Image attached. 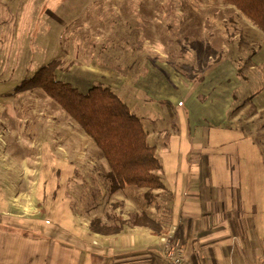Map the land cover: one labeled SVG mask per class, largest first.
<instances>
[{
    "label": "rangeland",
    "instance_id": "obj_1",
    "mask_svg": "<svg viewBox=\"0 0 264 264\" xmlns=\"http://www.w3.org/2000/svg\"><path fill=\"white\" fill-rule=\"evenodd\" d=\"M112 6L133 10L130 27L107 22ZM135 52L148 59H132ZM51 60L60 61L57 81L78 84L83 70L88 85L114 81L136 67L145 74L147 63L180 94L184 88L205 90L217 80H228L231 90L234 78L218 75V66L228 63L243 86L233 99L230 91V99L240 103L231 106V121L224 126L238 124L245 134L243 147L228 148L238 147L237 155L241 151L246 157L229 154L227 161L250 167L252 175L255 167V185L237 193L244 211L252 194L260 197L264 228V109L255 112L251 100L264 89V36L235 8L220 0H0V201L9 215L32 224H53L61 219L60 209L69 207L74 226L94 233L93 219L111 224L115 216L128 223L137 205L156 206L159 196L148 204L143 194L139 201L140 189L134 187L111 194L101 151L61 107L38 89L13 93ZM123 88L120 95L130 97L128 86ZM207 97L197 95L199 101ZM165 98L156 105L160 111L150 117L147 131L165 118Z\"/></svg>",
    "mask_w": 264,
    "mask_h": 264
},
{
    "label": "crops",
    "instance_id": "obj_2",
    "mask_svg": "<svg viewBox=\"0 0 264 264\" xmlns=\"http://www.w3.org/2000/svg\"><path fill=\"white\" fill-rule=\"evenodd\" d=\"M107 13V22L113 26L117 23L116 26L126 28L133 22V10L112 6ZM131 55H134L132 59H148L144 52ZM143 67L147 69L145 74L142 67H136L127 75L118 74L114 81L106 80L99 85L109 87L132 116L141 121L147 143L155 150L160 165L156 174L164 189L153 192L159 196L156 206L142 201L140 196L146 189L138 190V199L143 204L141 208L137 205L134 212L146 213L159 223L160 231L126 226L111 237L97 235L85 226L75 227L69 207L60 209L61 219L53 224L51 220L32 224L9 215L2 198L0 264H169L162 254L160 237L171 228L182 244L185 264H264L260 197L255 199L252 194V203L244 211L245 202L237 193L244 185L248 189L255 185L252 179L255 167L252 175L250 167L228 165L227 161L229 154L233 158L246 157L241 151L237 155L238 147L231 152L228 148L239 144L243 147L244 132L237 128L238 124L224 126L231 121V106L240 103L239 99L232 100L233 96L240 95L242 88H239L243 86L235 78L236 70L227 63L218 66L220 73L214 72L220 77L234 78L235 82L231 81L229 86L231 90L227 87L228 80L224 83L217 80L205 90L184 88L180 94L164 77L150 71L149 64ZM79 73L83 81L77 84L67 79L64 82L86 94L94 85H88L86 71L79 70ZM123 85L128 86L130 97L120 95L126 90ZM165 85L167 89L162 90ZM200 93L207 95V99L199 101ZM163 97L167 101L163 105L165 118L147 131L146 124L160 111L156 105L164 104L160 101ZM251 100L255 112L264 109V89ZM209 129L211 132H207ZM198 132L201 135L197 139ZM256 169L259 173L260 167Z\"/></svg>",
    "mask_w": 264,
    "mask_h": 264
},
{
    "label": "trees",
    "instance_id": "obj_3",
    "mask_svg": "<svg viewBox=\"0 0 264 264\" xmlns=\"http://www.w3.org/2000/svg\"><path fill=\"white\" fill-rule=\"evenodd\" d=\"M235 8L253 27L264 36V0H220ZM59 60H51L30 79L21 81L13 93L40 90L51 98L73 120L102 153L109 166L107 173L110 193L134 187L146 189L142 195L148 204L158 197L154 191L164 189L156 172L160 165L153 147L146 144V132L140 121L132 116L127 106L111 92L109 87L94 85L81 94L70 84L57 81L55 71ZM113 223L90 222V230L101 235L119 234L124 227H147L160 231L159 223L146 213L132 214L126 223L118 218Z\"/></svg>",
    "mask_w": 264,
    "mask_h": 264
},
{
    "label": "built area",
    "instance_id": "obj_4",
    "mask_svg": "<svg viewBox=\"0 0 264 264\" xmlns=\"http://www.w3.org/2000/svg\"><path fill=\"white\" fill-rule=\"evenodd\" d=\"M181 106V103L178 104ZM172 229V228H171ZM169 229L167 232L161 235L160 240L162 241V254L164 259L169 264H185L184 252L182 244L179 239L174 237V231Z\"/></svg>",
    "mask_w": 264,
    "mask_h": 264
}]
</instances>
